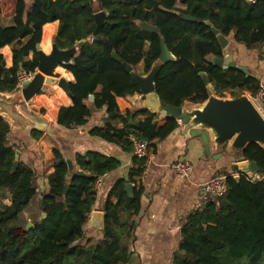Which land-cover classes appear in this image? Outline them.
<instances>
[{"label":"trees","instance_id":"1","mask_svg":"<svg viewBox=\"0 0 264 264\" xmlns=\"http://www.w3.org/2000/svg\"><path fill=\"white\" fill-rule=\"evenodd\" d=\"M176 3L177 0H0V49L8 46L12 54L8 69L0 55V93L19 91L18 72H35V48L40 43L42 27L57 21L53 44L59 50L85 41L77 48L72 63L63 66L74 78V83L69 84L73 105L59 109L58 126H85L93 118L94 109L103 111L104 117L102 126L89 132L91 137L125 148L131 147L130 135L148 143L149 148L155 141L166 140L179 127L176 119L141 107L121 115L116 103V98L126 100L140 95L127 67L134 71L141 64L144 74H148L159 63L161 41L175 58L172 63L160 65L154 79L155 94L162 106L182 108L185 103H205L209 90L201 74L206 75L216 96L237 91L254 98L260 88L257 78L212 64L213 58L223 57V50L205 22L224 38L232 36L246 49L261 50L264 0H182V8ZM98 12L107 15L100 28L93 17ZM141 24L156 28L158 33L142 30ZM49 28L42 36L44 49L51 35ZM30 55L32 59L27 60ZM65 70L58 68L57 72L67 74ZM90 96L94 97L92 102H88ZM61 98H65L63 93ZM140 116L145 119L137 121ZM9 133V125L0 117V198H10V205L0 208V264H129L131 255L120 240L123 226L118 212L136 214L142 189L134 190L129 198L124 191L126 182H116L102 206L104 230L100 240L93 245L86 240L81 245L95 204L94 184L97 178L116 170L118 163L98 153H87L76 158L82 175L72 171L73 176L67 180V162L54 150L53 172L40 202L46 219L37 220L26 230L18 220L37 195L35 172L20 161L16 170L12 169L20 146L14 149L7 145ZM41 136L37 130L29 133L33 141ZM242 157L254 163L260 174L264 173L262 147L249 144ZM145 166V160L132 159L130 183L142 176ZM225 177V194L188 216L173 264H264V184L244 176L238 181L230 175Z\"/></svg>","mask_w":264,"mask_h":264},{"label":"crops","instance_id":"2","mask_svg":"<svg viewBox=\"0 0 264 264\" xmlns=\"http://www.w3.org/2000/svg\"><path fill=\"white\" fill-rule=\"evenodd\" d=\"M181 1L177 0L178 8H182ZM46 27H50L51 35L48 39V47L44 49L41 43ZM57 31V21L42 27L39 46L44 54H49L51 51L53 38L57 35ZM226 39L228 45L223 50V57L231 56L237 66L246 68L250 76L264 84V45L261 50H249L235 43L232 36ZM0 55L4 58L6 68H10L12 65L11 48L6 46L0 49ZM31 59L32 55L27 58V60ZM57 69L53 73L59 75L58 79H50L49 83L44 85L43 91L40 94L37 93L29 103L19 101L16 109L21 117H17L15 121L4 117L11 129L7 136V145L15 149L24 144L23 148L18 151L19 161L35 172V185H38L42 194L47 188V178L53 172L54 150H58L66 161H70L73 165L72 171L77 173L80 172L76 166L78 156L84 157L87 153H98L115 160L118 168L97 178L101 181V185L95 192L92 212L103 213V203L112 187L120 180L125 181V185L131 184L132 195L134 190L142 189L139 210L136 214L123 210L118 212L119 221L123 226L121 233L124 236L121 244L129 250L131 255L129 264H173L181 242V229L188 216L201 210L206 204L199 200L200 187L210 179L219 176L230 175L233 178L244 176L248 180L234 166L236 157L229 149L231 143H227L221 150V158L217 160L211 157L206 158L201 140L187 137L183 125L178 121L177 130L166 140L155 141L153 147L149 148L151 162L146 164L142 176L134 178V183H130L128 176L132 168V147L125 148L120 144L108 143L89 135L93 128L102 126L103 111H94L93 118L85 126L67 128L57 125L59 109L70 108L73 105L70 97L57 86V83L60 78H64L69 84L74 83L71 73L65 70L71 77L69 79L66 73L60 74ZM18 92L5 94V96L14 98ZM61 93L65 98L59 99ZM139 99L140 95L126 100L116 98L121 115H124L127 110L134 111L140 107L137 103ZM88 102H90L89 99ZM86 105L88 106V103ZM191 106L194 105L185 103L183 107ZM162 115V113L159 114V116ZM143 119L145 116H140L137 121ZM114 127L121 129L122 125L114 124ZM32 130L42 132L39 140L30 139L29 133ZM214 151L215 146H212V152ZM181 161L189 162L193 167L187 179L179 177L173 170L174 164ZM48 166L49 170L44 171ZM258 177L259 174L255 175V181H258ZM260 182L264 184V180ZM132 195L127 196L130 198ZM112 202L115 203V200L112 199ZM9 205L10 201L6 206ZM85 227L87 228V224ZM91 230L100 235V240L101 232Z\"/></svg>","mask_w":264,"mask_h":264},{"label":"water","instance_id":"3","mask_svg":"<svg viewBox=\"0 0 264 264\" xmlns=\"http://www.w3.org/2000/svg\"><path fill=\"white\" fill-rule=\"evenodd\" d=\"M247 1L254 2L255 0ZM93 17L97 28H100L104 25L107 15L104 12H98L94 14ZM183 19L196 22L194 18L188 16H183ZM205 25L211 28L212 33L217 36L221 49L224 50L228 45L227 39L212 28L209 22H205ZM141 29L150 33H158L156 28L146 24H141ZM84 43V40L80 41L74 47L66 50H59L56 45L53 44L49 54H44L40 50L39 44L36 45L35 49L38 61L36 73L30 82L24 84L23 89L18 92L16 97L7 98L5 94L0 93V117L3 118L6 123L7 121L4 117L10 118L12 121L21 117L16 109L19 101L28 103L37 93L43 91L44 85L48 84L50 79H58L59 75L53 72L57 68L64 69L63 66L70 65L73 58L76 56L77 48H81ZM115 59H117V56H115ZM174 61L175 58L170 54L164 41H161L160 55L158 58L159 63L156 64L147 75L140 76L133 71V68L127 67V71L139 90L140 99L137 101L138 105L150 111L152 114L157 115L162 113L166 117H171L180 121L186 131L187 137L199 138L201 140L206 158L211 157L213 160L221 158V150L230 142L231 145L229 149L231 154L236 157V162L234 164L235 168L243 173L249 180L255 181V175L260 174L261 171L254 163L244 160L242 153L243 150L252 143L264 149V119L252 102L246 97L232 100L217 98L213 88L209 86L205 74H201V79L209 90V98L205 103L182 108L162 106L159 98L155 94L154 79L160 65L172 63ZM212 64L223 70L235 68L249 75L246 68L237 66L232 61L231 56L213 58ZM57 86L62 89L68 97H71L69 83L64 78L59 79ZM93 100L94 97L90 96L89 101L92 102ZM92 112H94V110H92ZM36 129L38 130V127ZM212 146H215L214 152H212ZM19 156L20 153L16 151L13 170H16L18 166ZM66 162L68 165L66 179L69 180L73 176V165L70 161ZM76 175L81 176L82 173L78 172ZM234 179L238 181L239 177L236 176ZM124 191L128 196H131V184H126L124 186ZM67 192L68 187L66 186L64 187V193L66 194ZM45 219L46 215L43 214L40 221ZM31 227L32 225L28 224L26 230H29ZM87 228L102 232L104 230V214L99 211L92 212L87 222Z\"/></svg>","mask_w":264,"mask_h":264},{"label":"built area","instance_id":"4","mask_svg":"<svg viewBox=\"0 0 264 264\" xmlns=\"http://www.w3.org/2000/svg\"><path fill=\"white\" fill-rule=\"evenodd\" d=\"M34 73H28L25 71H20L17 74V89L20 91L23 89L25 83H28L32 80ZM252 104L259 112L261 117L264 119V84L260 83V88L257 91L254 98H252ZM128 140L132 147V158L138 160H145V163L151 162V156L149 155V145L146 142H142L130 135ZM175 173L181 178H189L193 167L189 162L181 161L173 166ZM226 177H214L204 183L199 190V200L207 203L209 201L221 198L226 191L225 187ZM256 180V179H255ZM264 180V173L259 174L258 181ZM101 185V181L98 179L94 184V191H98Z\"/></svg>","mask_w":264,"mask_h":264},{"label":"rangeland","instance_id":"5","mask_svg":"<svg viewBox=\"0 0 264 264\" xmlns=\"http://www.w3.org/2000/svg\"><path fill=\"white\" fill-rule=\"evenodd\" d=\"M94 4H96V1H95ZM134 72L137 73L140 76L147 75V74H144L141 64L135 68ZM216 97L220 98V99H224V100H232V99H239L241 97H246L250 101H252V97L248 93H240V92H237V91L226 92V93H224L222 95V97H219V96H216ZM22 146H20L21 149L23 148ZM48 170H49V166L47 167V170H44V171L47 172ZM43 177H45V176H43ZM39 182H40V180H39ZM35 187H36V190L39 189V192L37 193V195L33 199V201L29 204L27 209L19 216V220H18L19 226L23 227L25 229L28 226V224L33 225V223L36 222L37 220H40V218L42 216L41 207H40L41 206L40 202H41V194L42 193H41V189L38 187V185H35ZM9 200H10V198L8 196L0 198V208H1L2 205H7V203H9ZM119 235H120V240L123 241L124 236L121 233V231H119ZM99 236L100 235L98 233H95L93 230L87 229L85 227L84 228V240H82L79 243L81 245H85L86 240H89V242H88L89 245L96 244L98 242V240H99Z\"/></svg>","mask_w":264,"mask_h":264}]
</instances>
